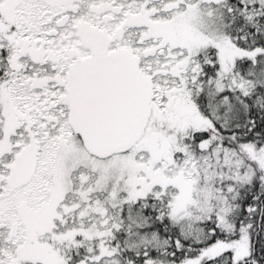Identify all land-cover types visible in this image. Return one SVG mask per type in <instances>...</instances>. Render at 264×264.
Segmentation results:
<instances>
[{"label":"snow or ice","instance_id":"1","mask_svg":"<svg viewBox=\"0 0 264 264\" xmlns=\"http://www.w3.org/2000/svg\"><path fill=\"white\" fill-rule=\"evenodd\" d=\"M0 264H264V0H0Z\"/></svg>","mask_w":264,"mask_h":264}]
</instances>
